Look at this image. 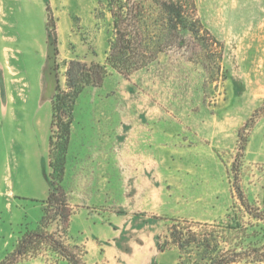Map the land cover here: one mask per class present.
I'll return each instance as SVG.
<instances>
[{
    "label": "rangeland",
    "instance_id": "374dc122",
    "mask_svg": "<svg viewBox=\"0 0 264 264\" xmlns=\"http://www.w3.org/2000/svg\"><path fill=\"white\" fill-rule=\"evenodd\" d=\"M101 1L98 17V0H0V165L9 169L7 180L37 175L51 98L57 80L65 87L69 60L105 62L113 26ZM195 3L222 44L220 58L185 32L182 49L160 52L130 75L110 69L78 98L62 177L74 208L64 238L82 247L87 264H176L175 247L158 249L159 234L175 219L220 224L232 214L235 230L246 228L232 242H264V222L239 208L233 186L238 131L252 118L237 166L246 196L263 205L264 0ZM57 158L55 149V167ZM0 187L1 261L23 233L40 228L46 197ZM56 228L55 220L47 227ZM17 264L71 263L46 247Z\"/></svg>",
    "mask_w": 264,
    "mask_h": 264
},
{
    "label": "trees",
    "instance_id": "16d2710c",
    "mask_svg": "<svg viewBox=\"0 0 264 264\" xmlns=\"http://www.w3.org/2000/svg\"><path fill=\"white\" fill-rule=\"evenodd\" d=\"M112 16L113 33L104 63L69 60L65 72V87L57 80L51 98L50 166L56 176L50 174L52 188L44 199L40 228L28 230L18 239L13 250L8 252L0 264H17L23 258L41 248H50L71 264H87L85 251L80 245L69 244L64 235L69 229L74 208L62 184L66 153L71 137V124L78 98L89 85H99L110 73V69L125 75L149 66L157 60L160 52L182 49L185 32L195 36L202 48L212 49L221 57L222 44L202 23L195 0H106ZM102 1L98 0L97 15H104ZM49 23L56 35V24L52 10L48 8ZM264 110V108H263ZM254 126L250 118L238 131V155L234 163V190L239 208L249 217L264 222V203L256 206L246 196L239 180L237 160L244 153L249 131ZM56 149L57 167L52 162ZM57 223L56 231H48L50 222ZM234 215L218 223H198L173 220L166 224L158 237L161 252L175 247L176 264H235L238 262H264V242L234 243L236 234Z\"/></svg>",
    "mask_w": 264,
    "mask_h": 264
},
{
    "label": "crops",
    "instance_id": "0c3cea01",
    "mask_svg": "<svg viewBox=\"0 0 264 264\" xmlns=\"http://www.w3.org/2000/svg\"><path fill=\"white\" fill-rule=\"evenodd\" d=\"M51 123V121H50ZM50 124H49V135L46 137L42 149L40 151V157H38V168H37V175L35 177H29L28 181H24L23 183L20 181V177H12L11 179L7 180V169L4 166L0 165V184L3 187H7V191L11 190L13 195L16 193L22 197H29V198H44L47 197L51 187V179L50 174L48 172V162L47 157L50 151ZM6 180V181H5ZM11 185V188H9ZM1 188V187H0ZM71 198L69 196V202L71 206L73 203L71 202Z\"/></svg>",
    "mask_w": 264,
    "mask_h": 264
}]
</instances>
